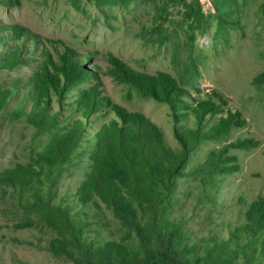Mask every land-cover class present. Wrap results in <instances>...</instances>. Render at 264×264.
I'll return each instance as SVG.
<instances>
[{"label":"rangeland","instance_id":"rangeland-1","mask_svg":"<svg viewBox=\"0 0 264 264\" xmlns=\"http://www.w3.org/2000/svg\"><path fill=\"white\" fill-rule=\"evenodd\" d=\"M200 5L201 11L196 3L192 9L166 0H0V86L10 93L3 107L0 99V172L26 164L62 131L33 122L34 108L63 121L84 122L88 116V140L59 177L55 201L84 224L89 242L124 235L103 204L78 199L92 163L95 130L119 121L120 109L150 119L168 146L181 147L171 131L168 103L174 97L158 98L153 93L158 85L175 87L192 109L211 101L215 113L206 116L204 131L227 126L190 153L187 176L173 195L171 217L186 219L189 243L202 248L229 238L247 226L254 204L264 208V90L253 84L264 71V0H200ZM57 64L75 78L71 94L54 91ZM81 96L98 108L82 112L75 103ZM189 113L182 121L185 130L195 127ZM56 239L35 209L23 208L11 189L0 188V264H73L50 251Z\"/></svg>","mask_w":264,"mask_h":264},{"label":"trees","instance_id":"trees-1","mask_svg":"<svg viewBox=\"0 0 264 264\" xmlns=\"http://www.w3.org/2000/svg\"><path fill=\"white\" fill-rule=\"evenodd\" d=\"M110 1L128 4L133 0ZM166 2L192 9L196 3L201 11L200 0ZM9 62L14 63V60L5 62L11 68ZM56 68L54 91H60L59 96L65 92L69 94L76 84L75 78L64 66L60 68L57 64ZM42 84L47 93L48 84L45 81ZM253 84L264 90V71ZM2 90L0 86L3 107L10 93ZM175 91L172 85H158L153 93L158 98L174 97L170 103L164 102L171 111V131L181 145L179 149L166 144L164 134L150 119L129 115L120 109L116 111L119 121L112 120L95 130L92 136L91 141L95 142L92 163L78 189V199L85 205L103 204L111 211L124 230L119 241H87L83 237L84 224L72 217L68 207L55 201L59 177L71 163L82 140H88L85 126L89 124V117L85 115L84 122L81 119L63 121L55 112L49 113L42 108L32 110L30 119L33 122L62 131L31 155L26 164L1 171L0 188L11 189L23 208L35 209L46 221L57 236L50 244L53 254L65 256L73 264H260L259 258H264V208L261 203L254 204L248 212L247 226L236 228L229 238L213 240L202 248L189 243L186 219L171 217L173 195L179 179L187 176L190 153L201 142L227 129L225 124H220L204 131L206 116L215 113L212 102H202L192 109ZM41 102L38 99L36 106H41ZM75 103L81 105L82 112L98 108L87 96H81ZM191 110L195 127L185 130L182 121L189 118ZM213 157L198 169V176L210 167Z\"/></svg>","mask_w":264,"mask_h":264}]
</instances>
